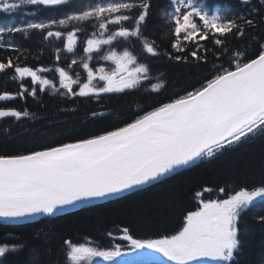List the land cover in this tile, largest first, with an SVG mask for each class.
I'll list each match as a JSON object with an SVG mask.
<instances>
[{
    "label": "snow or ice",
    "instance_id": "snow-or-ice-1",
    "mask_svg": "<svg viewBox=\"0 0 264 264\" xmlns=\"http://www.w3.org/2000/svg\"><path fill=\"white\" fill-rule=\"evenodd\" d=\"M241 4L249 13L257 14L255 17L243 15V26L224 8H209L206 0H202L200 6L192 0H165L157 12L160 26L167 28L161 32V38L167 39L170 35L171 48L176 53L187 52L199 67V61L207 62L206 56H200L199 52L207 51L206 46L201 48L200 41L207 40L209 32L213 33V43L224 52V41L220 37L231 33L242 38L249 29L264 23L259 19L264 14V0L255 3L241 0ZM82 5L79 14H65V18L53 19L50 24L28 22L27 29L47 30L45 40L52 38L62 43L63 33L59 28L69 22L92 23L101 30L99 36L94 32L87 38L83 48L87 54L82 62L87 82L76 92L74 85L79 81L65 68L54 67L59 76V88H56L53 81L38 75L49 69L17 66L8 58L0 61V73L12 69L18 91L0 94V102L27 100L28 97L36 100L46 90L64 97L98 98L101 93L137 90L142 81L150 80V68L138 62L133 52L125 49L108 51L104 55L102 46H113L114 42L130 38L141 39L151 18L153 0H82ZM25 6L70 7L71 0H0V13H16ZM210 11L213 14L209 15ZM53 24H58V30H52ZM24 31L11 22L5 23L0 27V48L11 47L4 38L5 33ZM181 41L191 42L195 47L190 50ZM75 46L76 33L69 30L63 47L67 53H73ZM142 47L151 57L164 56L179 62L187 60L184 55L173 56L160 51L154 43L145 42ZM231 53L232 49H229L227 55ZM94 54L111 61L115 69L106 71L100 67L94 71L87 62ZM55 59H60L58 53ZM235 59L238 62L234 68L231 61L227 67H215L205 77L206 83L202 81L199 87L186 94L161 102L143 115L137 114L123 127L77 137L71 142L53 141L25 154L0 155V218L16 222L38 216L55 219L97 206L98 202L124 199L128 194L144 190L145 186L216 157L222 150L249 139L250 135L264 134V45L259 47L255 58L245 51L241 59V51L237 49ZM71 63L77 64L76 59ZM25 78H30L31 86L25 83ZM97 79L103 82L102 86L94 85ZM164 87L166 81L158 82L151 86V91L160 94ZM60 89L64 92L60 93ZM30 115L26 109L0 107V119L23 125L20 135L37 142L46 140L45 135L35 132L31 123H23L22 117ZM5 130L10 131L7 126ZM258 198L264 202V186L240 190L227 199L203 201L198 210L186 215L182 230L170 237L135 238L124 228L119 239L137 252L142 264H205L206 261L239 264L243 248L240 238L242 213ZM141 250L160 255L152 256ZM62 251L64 264H91L96 258L111 261L121 256L120 245L114 250H101L67 239L63 241ZM9 256L18 258L13 264H58L50 245L30 244L6 233L0 238V257L7 259ZM123 264L137 262L125 261Z\"/></svg>",
    "mask_w": 264,
    "mask_h": 264
},
{
    "label": "trees",
    "instance_id": "trees-1",
    "mask_svg": "<svg viewBox=\"0 0 264 264\" xmlns=\"http://www.w3.org/2000/svg\"><path fill=\"white\" fill-rule=\"evenodd\" d=\"M164 2L165 0H153L151 18L141 39L130 38L114 42L113 46H102L104 55H107L108 51L121 52L125 49L133 52L138 57V62L150 68V80L142 81L141 87L137 90L101 93L98 98L64 97L54 94L53 90H46L45 93H40L36 100L28 97L27 100L0 102V107L3 108L28 110L31 115L22 117L23 123H31L37 134L42 133L47 137L46 140L33 141L20 135L23 125L15 124L9 119H0V155L25 154L33 148L39 150L41 145L53 141L71 142L77 137L103 134L123 127L137 114L143 115L145 111H151L153 106H158L161 102H168L178 95L186 94V91L199 87L202 81L206 83L205 77H208L209 72L215 67L220 65L227 67L231 61L234 68L238 62L235 59L237 49L241 51V59L245 51L251 58H255L259 47L264 45V23H258L255 28L249 29L242 38H237L231 33L220 37L224 41V52L220 51V46L213 43V33L209 32V38L200 41L201 48L206 46L207 51L199 52L200 56H206L207 62L201 60L200 66L196 67L198 62L187 52L176 53L171 48L170 35L167 39L161 38V32L167 31V28L160 26L157 12ZM206 2L209 8L214 10L224 8L225 12L242 26L243 15L253 17L257 15L249 13L241 4V0ZM192 3L200 6L202 0H192ZM82 6V0H71L70 7L25 6L16 13H0V27L11 22L25 29L22 33L4 34L11 47L0 48V61L11 58L17 66H28L33 70L47 68L49 71L38 72V75L53 81L58 88L59 76L53 70L54 67H63L74 77L77 71L82 72L84 82L87 74L82 62L87 54L83 48L86 46L87 38H91L94 32L99 36L101 30L92 23L77 24L72 21L59 28L63 33L62 43L52 38L45 40L43 37L47 30L27 29L28 22L50 24L53 19L58 21L65 18V14H79ZM211 14L212 11L209 12V15ZM259 19L264 20V14H261ZM85 23L87 27H84ZM200 26L202 27V22ZM58 27V24H53L52 30L56 31ZM69 30L75 32L77 38L73 53L65 52L63 47ZM215 35L219 36V33ZM106 37L107 33L104 38ZM145 42L154 43L160 51L170 55H184L187 60L179 62L164 56L151 57L143 50ZM181 43L190 50L195 47L191 42ZM229 49H232L231 55H227ZM57 53L60 56L58 61L55 59ZM73 59H76L77 64L72 65ZM87 62L93 69L98 64L111 63L98 54H94L93 59ZM12 71L7 69L5 73H0V94L5 91L14 94L18 91V82L12 79ZM165 81L166 87L160 94L151 91L153 84ZM25 83L30 85V78H25ZM80 85L81 83L76 84L74 91L78 92ZM63 92L64 90L60 89V93ZM6 126L10 131L5 130ZM260 186H264V134L250 135L249 139L222 150L216 157L200 161L197 165L147 189L129 194L124 199H115L73 211L55 219L45 217L23 223L0 221V238L10 233L18 240L30 244H48L53 249L58 264H64L62 245L65 239L86 243L101 250H114L117 245L127 244L119 239L124 228L129 229L135 238L170 237L182 230L186 215L198 210L203 201L227 199L240 190H253ZM197 193L201 195L197 196ZM261 217H264V202L261 201L252 204L242 213L240 238L243 248L239 264H264V220ZM16 259L18 258L12 256L7 259L0 257V264H13Z\"/></svg>",
    "mask_w": 264,
    "mask_h": 264
},
{
    "label": "rangeland",
    "instance_id": "rangeland-1",
    "mask_svg": "<svg viewBox=\"0 0 264 264\" xmlns=\"http://www.w3.org/2000/svg\"><path fill=\"white\" fill-rule=\"evenodd\" d=\"M65 42L67 43V36L65 37ZM112 63V62H111ZM96 70L94 71H97L100 67H103L105 68L106 71H112L115 69V65L113 64L112 66H108L107 64H99V65H96ZM69 75H71L69 73ZM83 73L82 72H76V77H73L74 79L78 80L80 77H82ZM87 82V77H86V81L83 82V83H86ZM82 83V84H83ZM94 85H97V86H102V81H99L98 79L95 80L94 82ZM58 88V86L56 87ZM260 198H258L256 201L253 202V204L257 201H259ZM250 206V205H249ZM142 251V250H141ZM144 252V251H143ZM125 261H129V262H137V263H142V258L138 256L137 252H134L130 249V247H128L127 249H124L121 247V256H118L116 257L114 260H111V261H105L103 260L102 258H96L94 259L91 264H123V262ZM205 264H213V262L211 261H206Z\"/></svg>",
    "mask_w": 264,
    "mask_h": 264
},
{
    "label": "water",
    "instance_id": "water-1",
    "mask_svg": "<svg viewBox=\"0 0 264 264\" xmlns=\"http://www.w3.org/2000/svg\"><path fill=\"white\" fill-rule=\"evenodd\" d=\"M173 175H175V174H173ZM173 175H171V176H173ZM168 178V177H167ZM164 179H166V178H164ZM164 179H162V180H164ZM156 183H158V182H156ZM155 183V184H156ZM154 185V184H153ZM149 186H152V185H148V186H145V188H147V187H149ZM137 191H139V190H137ZM129 195V194H128ZM114 200V199H113ZM99 203H103V202H98V204ZM41 218H44V217H40V216H38V217H36L35 219H33V220H38V219H41ZM0 221H3V222H12V223H16V221H6V220H4V219H2V218H0ZM25 221H31V220H24V221H19V222H25ZM150 252H151V250H150ZM151 255L152 256H159L160 254H158V253H154V252H151ZM161 259H166V258H163V257H161Z\"/></svg>",
    "mask_w": 264,
    "mask_h": 264
},
{
    "label": "bare ground",
    "instance_id": "bare-ground-1",
    "mask_svg": "<svg viewBox=\"0 0 264 264\" xmlns=\"http://www.w3.org/2000/svg\"><path fill=\"white\" fill-rule=\"evenodd\" d=\"M1 222H3V221H1Z\"/></svg>",
    "mask_w": 264,
    "mask_h": 264
}]
</instances>
